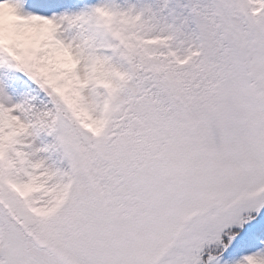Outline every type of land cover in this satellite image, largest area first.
<instances>
[{
    "label": "snow or ice",
    "instance_id": "obj_1",
    "mask_svg": "<svg viewBox=\"0 0 264 264\" xmlns=\"http://www.w3.org/2000/svg\"><path fill=\"white\" fill-rule=\"evenodd\" d=\"M0 264H264V0H0Z\"/></svg>",
    "mask_w": 264,
    "mask_h": 264
}]
</instances>
